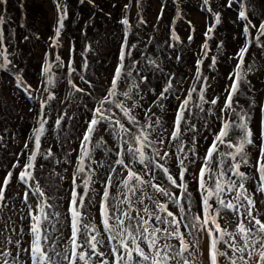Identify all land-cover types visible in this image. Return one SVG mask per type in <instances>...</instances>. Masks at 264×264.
Instances as JSON below:
<instances>
[{
  "label": "snow or ice",
  "instance_id": "1",
  "mask_svg": "<svg viewBox=\"0 0 264 264\" xmlns=\"http://www.w3.org/2000/svg\"><path fill=\"white\" fill-rule=\"evenodd\" d=\"M80 2L84 3V0ZM87 2L92 4L93 0ZM136 2L139 4L140 0ZM6 3L7 0H0V7ZM237 3L240 7L237 20L244 22L240 35L245 42L234 56L229 57L235 60V64L228 73L229 83L224 90L222 106L218 104L219 96L205 100V86H210V82L201 73L203 60L197 59L194 79L201 82L199 89L188 87L183 89L185 95H175L177 107L170 127H164L162 117L167 114L164 101L177 91L175 78L164 73L157 60L144 56L145 71H159L166 76L164 87L151 104L144 107L142 86L148 83V76L138 70L140 61L132 59L130 64L126 63L137 45L130 44L128 39L130 25L127 10L130 4L123 5L125 15L119 22L124 26V35L110 82L104 95L99 99L94 98V107L84 105L90 118L84 121L78 146L72 149L77 153L76 163L70 175L65 201L67 210L63 219L61 213L55 210L57 205L50 202L52 198L47 197L34 175L38 167L43 168L38 157L47 161L54 155L51 147L41 151L45 126L49 123L45 110L49 102L57 99L49 88L52 80L41 79L38 83L44 87L33 89L19 75L15 77L17 88H23L30 97L33 91H42L47 95L40 103L32 134L23 141L21 153L15 156V162L0 183V264H264V105L260 106V133L257 138L249 126L252 119L250 110L255 100L250 98L248 110L239 102L241 87L246 82L250 85L249 73L253 71L252 65L246 64L245 59L251 43L248 37L255 29V45L264 50V39H261L264 38V19L257 26L249 18L244 0H227L229 8ZM203 5L208 6V12H212L209 0H203ZM55 9L57 20L54 36L49 37V48L52 50L59 46L64 20L68 16L67 6L60 0H55ZM159 12L157 21L163 15V6ZM212 15L214 23L204 32L201 46L205 57L208 55V41L221 23L218 12ZM5 19L0 15V24ZM145 23L141 17L139 24ZM188 27L195 31L191 21H188ZM170 39L179 41L180 38L172 35ZM188 40L191 42L193 35L189 34ZM168 47L174 45L168 44ZM221 47L222 43L217 45L218 49ZM0 49H3L0 57L4 61L0 63V68L12 64L5 55L7 49L2 31ZM84 51L89 49L85 48ZM71 52L72 49H69ZM48 55V52L44 53L42 78L52 68ZM180 59L177 55L176 60ZM55 61L57 66H66L70 76L76 73L71 57L65 63L57 55ZM211 62L209 67H214L217 57L212 56ZM82 67H88L87 61L83 62ZM78 75L88 89L93 87L83 75ZM67 83L74 92L91 95L90 91L78 86L72 79H68ZM149 90L155 92L154 89ZM197 91L201 103L195 104V107L219 121L218 130L213 133L211 143L202 156L197 151L199 130L195 123H188V118L194 115L189 104L192 94ZM248 91L252 92L253 89L249 86ZM205 103L217 106L216 111L213 112L211 107L205 109ZM73 104L78 106L75 101ZM155 107L160 108L161 114L154 111ZM138 112H142L143 122ZM66 118L72 120L74 117L69 116L67 111L58 115L53 131L58 134ZM204 123L207 124V121ZM234 130H239L235 141L232 139ZM188 132L193 133L192 147L185 150L181 137ZM165 133L168 135L165 136ZM97 136L98 140L95 139ZM173 141L180 142L177 152L167 150ZM96 148H104L105 156L115 157L108 166L103 187L98 193L92 187L97 182L96 168L90 165L95 164L103 169L105 162L93 159L92 153ZM224 148L229 151H224ZM253 148L257 149L258 155L250 160ZM71 154L68 153V156ZM21 155H26L23 164ZM170 158L178 169V175L170 171ZM61 163L60 160L55 161L57 165ZM63 163L71 161L65 159ZM193 164L196 165L193 179L200 192L199 212L195 214H192L191 193L188 192L186 180V173ZM242 166L250 168L253 175L242 171ZM65 172H68L67 168ZM13 179L24 186L20 209L10 206L6 195ZM59 179L63 180L64 177L60 176ZM78 188L83 191L78 192ZM113 189L115 195H112ZM89 192L93 193L92 199L98 205V219L89 218L90 214L86 212L85 197ZM110 197L115 203L110 202ZM161 197L164 199L161 200ZM185 200L187 207L183 203ZM91 202L89 200L87 203ZM169 205L173 206L172 210ZM5 211H16L19 215L5 218ZM17 220H27V231L23 226H16ZM201 238L204 239L203 246Z\"/></svg>",
  "mask_w": 264,
  "mask_h": 264
},
{
  "label": "rangeland",
  "instance_id": "2",
  "mask_svg": "<svg viewBox=\"0 0 264 264\" xmlns=\"http://www.w3.org/2000/svg\"><path fill=\"white\" fill-rule=\"evenodd\" d=\"M29 3L40 4L41 6H28L27 15L29 12L33 11L35 14H40L42 17H37L36 22L32 21V14H30V18L26 22L27 25L31 26L32 29L36 28L34 32L37 36L33 38L31 41H25L26 43H22L19 45L21 52L18 49H15L11 55L10 59L12 64H9V68L12 66L17 67L18 69L22 70V77H24V81L27 84L33 86V89L39 86V76L38 74H30L27 72L28 69H25V64L23 62L29 63L31 67L38 69L41 63H43L44 53L48 52V62L52 61V59L59 55L61 59L65 62L71 57L73 66L77 67L80 61V54L78 50H75L73 53H69L70 44L67 35H64L61 32L59 46L52 50L49 48L50 40L49 37L54 36V28L56 25V11L54 9V0H28ZM66 5H68L69 9H73V5L70 3H74L78 6L80 0H63ZM178 4H181L182 13H179V18L177 20L175 31L178 37L184 41H186V45H189L192 52L191 57L185 58L188 59L189 64L186 66L187 69L185 71V76L182 77V80L178 82L180 88H177L175 95H185L183 92L184 88L192 87L194 84V76L196 74L195 71L191 72L188 68L191 65L196 66V59L201 58H208L211 61L212 56L217 57V64L215 65L217 68H208L207 65H201V73L203 76L209 78L210 86L206 85V91L204 93L205 100H208L212 97L219 96L221 99L218 101V104L222 106L223 99L225 96V87L229 83L227 77L228 73L233 70L235 60L229 59L235 55V53L239 50V48L245 42V38L240 35L243 30V23L237 20L238 12H233L230 8H227V1L226 0H210L213 2L214 5L218 4L219 6V14L221 16V23L218 27L215 28L214 32L212 33V38L208 41V55L205 57L201 50L202 43L204 42V32L206 31L207 27L213 23L212 17H208L202 10L197 8L196 5H192L187 0H177ZM253 8L250 10V19L256 25H259V19L262 17V12L264 11V0H248ZM93 2L97 3L101 8L105 9L108 17L113 18L112 20L104 19L102 21V27L111 31L115 30V33H118L119 41L115 43L112 42H99L96 45L93 44L92 49L95 52L94 54L103 55L105 53L109 54V62L108 65L105 67V70H93L90 69L91 74L86 78V80L90 81L93 87L90 89L91 95H80L76 92H73L70 85L65 82L64 79L59 80L55 83V88L53 92L55 93L57 99L49 102L47 107H55V110H51V115L48 114L49 123L45 126V135L42 137V146L41 151L48 149L49 147L52 148L54 153L53 157L50 160H42L38 157V161L40 164H43V168L40 169L39 167L35 171L34 175L39 180L42 189L46 192L47 197H51L52 203L57 205L55 210L62 212L61 219H63L64 214L67 210L66 199L68 189L70 187V175L75 170V163H76V152H73L72 149L78 146L79 134L83 130L84 121L90 118V113L86 111L84 105H87L88 108H92L95 106L93 104L94 98L99 99L104 95L105 89L110 82V78L112 72L114 71V64L116 62V58L119 52V45L121 44L122 37L124 35L123 32V25L120 24V20L125 15V10L123 5L125 3H129L130 7L127 10V18L129 19V23L134 20L136 15V7L134 4V0H93ZM148 6L143 13V18L146 20L147 25L142 29H139L138 32L142 38H149L152 35L151 26L154 25L155 31L154 34L156 41L159 39L168 40L169 34L165 31V25L163 28L162 23H166L167 20L172 19L173 15L169 11L164 9L163 15L159 21H157V16L160 14L159 10L161 8V3L159 0H148ZM8 3L14 5L12 0H8ZM115 5V6H114ZM90 8H93L92 5H89ZM44 9V11L42 10ZM254 8L260 10L254 12ZM236 11V9L234 8ZM84 11L90 16V10L84 9ZM232 12V13H231ZM75 18V14H72ZM188 21H191L195 27V31H191L188 27ZM172 22V21H171ZM174 23V22H173ZM78 27L81 28L80 25ZM159 28V29H158ZM161 28V29H160ZM74 28V31H76ZM33 32V33H34ZM136 30H132V33L136 35ZM21 33L20 30L16 31L17 36ZM79 34V33H76ZM105 34V32H104ZM193 35V40L190 42L188 40V35ZM154 36V35H153ZM21 40L25 39L24 34L21 33L19 35ZM235 37V38H234ZM9 37H5L8 40ZM130 38V37H128ZM264 39V38H262ZM248 40L251 42L249 46V53L246 55V64H251L253 71L249 73L250 77V85L247 82L242 85L241 92L239 95V102L245 110H248V104L251 102L250 98L255 100L254 107L250 110V114L252 116L251 121L249 122V126L252 128L254 136L259 137L260 133V122H261V111L260 106L264 105V52L258 47H256L252 42L253 38L249 35ZM222 43V47L220 49L217 48L218 44ZM28 45V47H27ZM6 48V47H5ZM170 50H175L176 47L169 48ZM83 48L80 49L82 52ZM168 50V51H170ZM172 52V51H170ZM191 52V51H190ZM93 53V52H92ZM172 54V53H171ZM171 54H168L166 57L167 59H172V63L175 64V69L182 70L181 67L183 65L179 63L175 55L170 57ZM196 57V58H195ZM23 58V60H22ZM166 59V58H163ZM22 60L21 64L19 62ZM17 69V68H16ZM17 69V70H18ZM14 71V70H13ZM166 72L168 74H173L174 70L172 66L167 67ZM193 73V74H192ZM27 75H29L27 77ZM214 77V79H213ZM154 78V75L152 76ZM151 78V79H152ZM157 80L153 81V83H157V87L159 88L162 84V81L165 77L158 75ZM74 83L78 86H83L82 81L79 80V77L76 75H72L71 78ZM160 82V83H159ZM67 83V84H66ZM201 82L196 81V88L200 86ZM83 84V85H82ZM150 84V83H148ZM253 89L252 92L248 91V87ZM86 90H88V86H83ZM159 89H162L160 87ZM146 90L142 91V95H144V107L147 108L149 104H151L152 100L155 98L152 94L147 97ZM175 95L170 96V99L164 101L165 104V112L166 115H163V124L164 127H170L171 121L174 119V112L177 107V100L175 99ZM32 97V96H31ZM82 98L83 101L79 99ZM93 98V99H88ZM193 98H197L199 100V94H194ZM27 96H25L22 89L17 88L14 79L7 73L0 70V183H2V179L6 172L11 169V165L15 162V156L21 153V149L23 147V141L31 135L34 115H35V102L28 101ZM61 101H64L61 103ZM75 101L74 106L73 102ZM200 101V100H199ZM189 107L193 109L194 119L188 118L190 121L189 124L195 123L198 130L199 135L197 136L198 141V149L197 151L203 155L204 151L206 150L207 146L211 143L212 135L215 131L218 130L219 121L216 119L215 116L207 115L206 112L197 111L195 104H189ZM205 109L209 107L212 108L213 112L216 111L217 106H213L210 104H203ZM196 108V110H195ZM67 111L69 116L74 117L72 120H69V127L70 130H59L58 134L56 131L51 129V125L54 121V117L64 113ZM158 113L160 110L157 107V110H154ZM57 114L56 116H54ZM138 117L143 119L142 112H138ZM205 120L207 124H205ZM72 124V125H71ZM72 127V129H71ZM65 139L61 138V134L65 133ZM239 130H234L232 134V139L235 141L238 138ZM106 138H107V134ZM168 133H165L167 136ZM193 133L188 132L181 139L184 142L185 150L192 147L191 144V137ZM96 140L99 137H95ZM95 142V141H94ZM258 142V141H257ZM180 142L173 141L172 145L168 147L167 150L170 152H177L180 147ZM224 151H229V149L224 148ZM68 153H72L71 156H68ZM104 152L100 148H96L93 150L92 156L93 159L96 161H104L105 167L103 169L98 168L95 164H91L93 168H96V183L92 185L93 188L97 189V193L103 187V179L106 177L107 172L109 170L108 165L110 164L109 157L103 154ZM182 155V154H180ZM258 155L257 149H251L250 160L252 156ZM112 160L115 158L111 156ZM26 159V155H21V164ZM65 159L71 161V163H63ZM56 160H60L62 163L60 165L55 164ZM88 163V161H86ZM90 163V162H89ZM170 171L174 175H178V169L176 168L175 164L172 163V158L169 159ZM134 167H140L139 165H135ZM65 168L68 169V172H65ZM196 169V165L193 164L190 166L189 172L186 173V180L188 184V192L191 193V206H192V214L199 212V205H200V192L197 190L198 185L197 182L193 179V175ZM242 171H245L249 174V176L253 175V172L250 168L245 166L241 167ZM18 169L16 172L18 173ZM162 175V174H161ZM63 176L64 179L60 180L59 177ZM31 183V182H30ZM167 184V182H164ZM254 185H250L252 187ZM24 186L19 185L18 181L13 179V182L8 186L6 195L8 197V203L10 206L14 205L15 209H20L21 205V198L23 196V189ZM170 187V186H169ZM178 191V190H173ZM112 195H115V190H111ZM63 197V199H61ZM93 193L89 192V195L86 196V212L89 215V218L95 217L98 219L99 212H98V205L95 204V200L92 199ZM161 200L164 198L161 197ZM91 200V203H87ZM112 201L110 197V202ZM30 203L32 202V198L30 196ZM185 207H187V200L183 201ZM173 206L169 205V209L172 210ZM26 211V210H25ZM6 218L8 215H12L14 218L19 215L18 212H7L3 214ZM191 215V214H189ZM2 223V220H0ZM27 220L21 222L19 220L16 221V226L19 228L23 226L25 231H27ZM102 227V225L100 226ZM183 230V228L181 229ZM204 245V239L201 238V246ZM202 256V253H201Z\"/></svg>",
  "mask_w": 264,
  "mask_h": 264
},
{
  "label": "trees",
  "instance_id": "3",
  "mask_svg": "<svg viewBox=\"0 0 264 264\" xmlns=\"http://www.w3.org/2000/svg\"><path fill=\"white\" fill-rule=\"evenodd\" d=\"M148 0H140V3L137 4L136 0H134V4L136 7V15L133 21H131V23H129L130 28H129V32H128V38L130 44H136L137 45V49L133 50V56L128 59L126 61V63L130 64L131 60H137L140 61V67L138 70H140L142 72V74L147 75L148 76V83L150 84H146L143 87V91L146 90L147 92V97L149 95H158L159 91L161 89H159L160 87H164L165 85V80H166V76L161 75L159 71H156L155 73L151 72V71H145V61H144V56L149 57L150 59H154L157 60V62L160 64V66L163 68L164 73L168 74L166 72L167 67L172 66L174 73L172 74L175 78L176 81V87L180 88V85L178 84V82H180L182 80V77H184L185 75V71L187 69V65L189 64V60L185 58H189L191 57V53L194 52L191 50V48L189 47V45H186V41L179 39V41L177 40H173L170 39V37L172 35L178 36L177 33H175V31H172V29H175L176 27V22L179 18V13H182V9L181 4H178V1L175 0V2H173V0H159L161 5L163 6V8L166 11H169L171 13V15H173L171 21L167 20V22L163 24V28L165 25V31L169 34L168 36V40L167 43L165 41V39H159L158 41H156L155 39V34L154 32H156L154 29L156 26L152 25L151 29L152 31V35L149 36V38H142L141 35L139 34L138 30L142 29L143 27H145L147 25V22L145 24H139V19L141 17H143V13L145 12V9L148 6ZM189 1L192 5H196L197 8H199L200 10H202L204 12V14H206L208 17H212L213 19V23H214V17L212 15V13H219V6L218 4L214 5L213 2H210L209 0V6L212 9V12H208L207 11V7L208 6H204L203 5V0H187ZM227 1V0H226ZM12 2L14 3V5H11L10 3H7L6 5H3L2 7H0V15L5 16V22L3 24H0V31L3 32L4 37H9L8 40L5 39V47L7 49L5 55L8 56V59H10V55L11 53L15 50L18 49L19 52H21V49L19 48V45L22 43H26L27 41H31L33 38H35L36 33L34 32V29H32L31 26L27 25L26 22H28L27 20L30 18V14H32V18H31V25H33V22H36V18L38 17H42L40 16V14H35L33 11L29 12L27 15V11H28V6H41L40 4H35V3H29L28 0H12ZM60 3L66 5V3L63 0H60ZM73 7V9H69L68 5L67 9H68V16L67 18L64 20V28L62 30V33L64 35H67L68 39H69V46L70 49H72L73 53L75 50H78V53L80 54V61L77 67L73 66L76 69V73L72 74V75H76L79 77L78 74H81L85 77V79L89 76V74H91L90 69L92 68L93 70H105V67L108 65L109 62V54L110 53H105L103 55H97L94 54L95 52L92 49L93 44H97L99 42H112L113 41L115 43H117L119 41L118 39V33H115V30H107L104 27H102V21L104 19H110L113 22V18L112 17H108V13L105 9L101 8L97 3L93 2L92 4H89L87 2V0H84V3H81L79 1L78 6L72 2H70ZM244 3L246 5V10L248 11V13L250 14V10H252L253 12V8L251 3L248 0H244ZM89 5H92L93 8H90ZM89 9L91 15L89 16L84 9ZM227 8H229L227 6ZM234 8L236 9V11L234 10ZM54 9H55V0H54ZM257 9V8H256ZM256 9L254 8V12H256ZM42 10L44 11V9L42 8ZM231 11L233 12H239L240 11V7L239 4H233V6L230 8ZM56 11V9H55ZM257 11H259V13L261 12L260 10L257 9ZM106 13L108 15H106ZM232 13V12H231ZM57 14V12H56ZM72 14H75V18L72 16ZM221 14V13H220ZM110 16V15H109ZM57 17V15H56ZM250 18V16H249ZM144 19V18H143ZM264 19V11L262 12V17H260V19L258 20L259 23L260 21ZM145 20V19H144ZM146 21V20H145ZM174 22V23H173ZM78 25L81 26L78 27ZM77 29L76 31H74V28ZM219 25H217L216 27H218ZM258 26V25H257ZM159 29V28H158ZM161 29V28H160ZM20 30L21 33L24 34V37H27V39H23L21 40V38L19 37V34L17 36L16 31ZM132 30H136V35H134L132 33ZM34 32V33H33ZM105 32V34H104ZM79 33V34H76ZM154 35V36H153ZM257 35L255 32V29L251 30V34L250 36H252L253 38V44L255 45L254 42V36ZM262 39V38H261ZM26 41V42H25ZM204 43V42H203ZM202 43V44H203ZM168 44H172L174 45V47H176L175 50H170L168 47ZM256 46V45H255ZM28 47V45H27ZM257 47V46H256ZM83 48L82 52H80V49ZM85 48H88L89 51L85 52ZM211 48V47H208ZM261 49V48H260ZM172 52H170V51ZM262 50V49H261ZM0 51H3V49H0ZM191 51V52H190ZM93 52V53H92ZM262 52H264V50H262ZM142 53L144 55H142ZM172 53V54H171ZM171 54L170 57L175 55V58L177 55H179L181 57V59L178 61L179 63H181L183 65L182 70H178L175 69V64L172 63V59H167V55ZM56 57V56H55ZM55 57L52 59V61L49 63L52 65V68L50 70V72L48 73V75L46 77H41V65L38 67V69L31 67L29 63H26L23 58L22 60L24 61L23 64H21L22 60L19 62V64L24 65L25 64V69H28L27 72H29L30 74H38L39 76V81H41V79L47 80V79H51L52 80V84L49 85V88L53 91L55 88V83L59 80L64 79L65 82H67L68 79L71 78V76L69 75V69L66 66H57V63L55 61ZM166 58V59H163ZM196 58V57H195ZM204 62L205 65L208 66V68H217L216 66L214 67H209V65H211V61L208 58H201ZM197 60V59H196ZM87 61L88 67L84 68L82 67L83 62ZM0 63H4L3 58L0 57ZM66 63V62H65ZM18 69L17 67H14L11 65V67L9 68V64H5L4 67L0 68L1 71L3 72H7L15 81L16 83V79L15 77L17 75H19L23 80L24 77H22V68ZM191 72L195 71L196 66L195 65H191L188 68ZM14 70V71H13ZM193 74V73H192ZM154 75V78H152V76ZM163 76L165 77L164 80L162 81L161 86L158 88L157 87V83H153V81L157 80V76ZM196 75V74H195ZM29 75H27L28 77ZM152 78V79H151ZM195 78V76H194ZM138 79V78H137ZM194 84L192 85V87H196V80L194 79ZM160 83V82H159ZM27 84V83H26ZM67 84V83H66ZM83 85V84H82ZM85 86V85H83ZM41 89L44 87L43 84L39 83V86ZM23 90L25 96H27V100L29 101H34L35 102V115H34V120H33V126L35 125L36 119H37V115L40 112V103L41 101H43L46 98L47 93H44L42 91H33L30 97L28 95L27 92L24 91L23 88H20ZM88 89V88H87ZM149 89H154L155 92L150 91ZM199 89V87L197 88ZM88 91L92 92L90 89H88ZM74 92V91H73ZM80 95H84L82 93H78ZM177 94V93H175ZM174 94V95H175ZM194 94H199V92H195L192 94V101L190 102V104H200L201 101H199L197 98H193ZM88 96V95H87ZM88 99H93V98H88ZM170 99V98H169ZM80 101H83L82 98L79 99ZM94 104V102H93ZM51 110H55V107H47L45 112L46 115L48 116V114L51 115ZM154 110H157V107L154 108ZM193 112V109H191ZM196 110V108H195ZM199 109L197 108V111ZM158 115L161 114V111H159L157 113ZM57 114H55L54 116H56ZM48 118V117H47ZM57 117H54V121ZM189 118L194 119V116H191ZM141 119V118H140ZM50 120V119H48ZM69 120H67V118L65 119V121H62V126L60 130H70L69 127ZM141 121L143 122V119H141ZM190 121L188 120V123ZM54 122L51 125V129L53 128ZM72 125V124H71ZM72 129V127H71ZM31 134H32V130H31ZM65 135L66 132L61 134V138L65 139ZM103 152H104V148H100ZM110 160V164L112 162V157H109ZM89 163V162H88ZM92 167V165H90ZM109 166V165H108ZM79 182V180H78ZM78 192H82L83 189L82 188H78L77 189ZM86 200V197H85ZM111 203H115L114 200L111 201ZM62 215V212H61Z\"/></svg>",
  "mask_w": 264,
  "mask_h": 264
},
{
  "label": "bare ground",
  "instance_id": "4",
  "mask_svg": "<svg viewBox=\"0 0 264 264\" xmlns=\"http://www.w3.org/2000/svg\"><path fill=\"white\" fill-rule=\"evenodd\" d=\"M202 255H203V253H202Z\"/></svg>",
  "mask_w": 264,
  "mask_h": 264
}]
</instances>
